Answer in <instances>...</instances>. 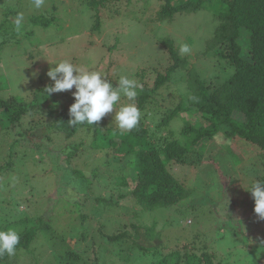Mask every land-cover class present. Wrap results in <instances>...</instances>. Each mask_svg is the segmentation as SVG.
I'll list each match as a JSON object with an SVG mask.
<instances>
[{"label":"rangeland","instance_id":"374dc122","mask_svg":"<svg viewBox=\"0 0 264 264\" xmlns=\"http://www.w3.org/2000/svg\"><path fill=\"white\" fill-rule=\"evenodd\" d=\"M210 1L212 0H208ZM165 3L164 0H132L131 5L111 4L102 12L100 29L93 30L95 18H90L89 12L80 8L79 0H45V6L40 10L33 7L32 0H1L0 30L12 33L9 28H14L16 15L11 14L7 19L4 14L6 8L11 7L14 13H23V29L28 25L27 29L31 31L28 37L8 35L10 41L3 47L0 75L8 83V87L3 86L5 94L9 96L10 91H13L16 95H22L47 84L52 85L54 82L47 76V72L62 60H69L79 68L100 72L104 78L111 77L115 80L114 84L118 82L120 75L127 74L138 85L143 80L152 88L158 73L164 74L167 66L173 62L169 48L162 43L169 41L178 49L179 55L187 60V66L183 79L179 76L171 79L154 96L158 101L159 111L149 117L147 125L152 136H159L157 125L163 112L168 107H173L175 100H179L180 92H187L182 84H185L184 79L188 77V73L196 70L204 77L212 76V79L214 74L221 71L216 59H213V52L208 49L218 27L221 7L214 2L208 3L205 9L180 13L171 21L163 23L159 21L157 13ZM40 15L53 17L51 25L31 26L29 17ZM5 20L7 22L3 25ZM118 37L121 38L119 43L116 42ZM183 43L190 46L189 53H180V45ZM72 91L75 88L59 94L58 99L64 110L72 104L66 103L69 100L64 99L72 96ZM121 104L119 101V105ZM118 110L114 108L112 113L106 114L105 121L115 123L113 117ZM182 116L186 117L187 114ZM235 117L243 119L240 114ZM183 122L184 118L180 117L170 125L169 130L174 138H179ZM85 137L79 132L71 140L85 141V144L90 142L88 139L84 140ZM15 139L7 133L0 134V225L6 224L10 218L14 219L21 222L16 228L19 232L42 216L48 205L54 204L47 201L48 197L55 195L56 182L49 173L47 163L33 160L23 151L17 154L18 151H13L14 149L9 150ZM48 144L49 149L54 148L58 144L62 145L63 140L54 146ZM207 145L201 147V163H173L170 166L172 175L189 191L188 198L177 207L159 208L140 217L137 213L140 207L128 198L127 201L119 202L113 211L105 210L99 217L100 213L94 211V207L98 205L95 197H106L108 193H114L117 199L118 193L97 187L95 183L92 198L87 199L83 194L78 196L80 211L87 218L82 223L79 215L74 213V223L76 227L83 225L88 237L87 241L80 242V251L85 249L84 257L76 264H150L151 258L133 256L135 248H131L130 242L118 247L108 245L103 250L102 246H107L103 240L104 235L114 234L123 228L130 230L132 223L141 225L140 234L146 224L155 223V229L162 231L163 236L150 245L162 248L165 254L180 250L181 264H186V255L193 252V246H196L197 252L202 250L210 255L214 263L223 260L225 264H264V219L254 212V200L247 190L252 182L243 168L255 161L253 157L258 151L239 138L227 141L218 136ZM226 148L240 156L243 165H233ZM34 157L37 158V155ZM195 157L198 158V154ZM92 161L96 162L94 158ZM75 164L89 172L91 159L86 160L83 156L76 159ZM116 166V163L110 166L103 164L101 169L108 173L109 170L114 171ZM125 168V160L121 159L119 170L115 174H127ZM110 181L115 182L112 179ZM128 182L134 187L135 183L131 178ZM65 214L70 216L68 211ZM53 218V232H39L30 251L21 253L9 264H59L61 254L79 251V248H65L68 229L61 226L59 221L64 217L59 215ZM228 222L233 226L232 235L226 229L225 224ZM10 225L9 223L3 227ZM168 225H171L170 228ZM137 241L148 246L144 238ZM62 242L64 243L61 245ZM71 244L73 245L72 241ZM96 254L103 260H94Z\"/></svg>","mask_w":264,"mask_h":264},{"label":"trees","instance_id":"16d2710c","mask_svg":"<svg viewBox=\"0 0 264 264\" xmlns=\"http://www.w3.org/2000/svg\"><path fill=\"white\" fill-rule=\"evenodd\" d=\"M164 1L165 5L161 6L157 13L159 21L163 23L171 21L177 14L205 9L208 3L214 2L221 7L218 27L208 45L221 71L214 74L212 79V76L204 77L196 70L188 73V77L184 79L185 84H182L187 92H180L179 100H175L173 107L170 106L163 112L157 125L159 136H152L147 125L149 117L159 111V104L154 96L171 79L178 76L183 79L187 66V60L179 55L178 49L169 41L162 43L169 48L173 62L167 66L164 74L158 73L154 86L150 88L148 83L141 80L139 85L142 88H137L135 101L121 97L122 104L135 103L141 111L140 122L131 131L121 132L115 123L105 121V117L93 126H69L70 106L66 110L62 109V102L58 99L59 94L62 95L63 92L49 95L44 91L46 87L51 86L47 84L22 95L10 91L7 96L3 86L8 87V83L6 78L0 75V134L7 133L8 136L16 138L10 144L9 150L14 149L13 151H18L17 154L23 151L33 160L47 163L49 173L56 182L55 195L48 197L47 201L54 204L48 205L43 215L31 226L19 230L20 243L15 255L0 257V264H9L21 253L30 251V246L39 232L52 233L53 217L59 215L64 217L59 220L60 225L68 229V241L62 242L61 245L64 243L65 248H79L76 253L61 254L59 264H76L83 259L85 249L80 251L79 245L80 242L87 241L88 236L83 230V225L75 226L73 215L77 213L82 223L86 220V214L80 211L81 205L77 197L83 194L87 199L92 198L95 183L97 187L118 193L117 199L114 193H108L106 197H95L98 205L94 207V211L100 213L99 217L105 210L113 211L119 202L127 201L128 198L140 207L139 211L137 210L140 217L159 208L177 207L188 198L189 191L172 175L171 164L201 163V147H207V143L218 136L227 141L239 138L254 146L258 153L253 157L254 162L243 167L244 173L252 183L254 180L264 181V0ZM115 3L131 5L132 0H79L80 8L87 10L90 18H95L93 30L100 29L103 10ZM14 12L10 7L6 8L4 14L8 19L9 15H16ZM52 21L53 17L47 18L44 15L29 17L31 26L48 27ZM6 22L7 20L3 25ZM25 27L20 33L14 31V28H9L12 33L0 30V55L3 47L10 41L8 35L30 36L28 25ZM120 39L118 37L116 42L119 43ZM105 79L115 85L113 78ZM71 97L73 96L64 97L69 100L66 103H74ZM190 97H196L197 100ZM121 105L118 102L114 108L119 109ZM184 113L187 114L186 117L182 116ZM236 114H240L243 119H237ZM180 117L184 118V122L179 138H174L169 128L172 122ZM79 132L86 136L84 140L88 139L90 142L85 144V141L71 140ZM62 140V145H56ZM48 143L56 147L49 149ZM226 152L233 165H243L240 156L234 154L230 148H226ZM96 154L98 156H95ZM195 154H198V158ZM83 156L86 160L91 159L89 172L75 164L76 159ZM92 158L96 162H93ZM121 159L125 160L127 174L118 176L115 173L119 170ZM113 163L117 164L114 171H102L103 164L110 166ZM129 178L134 181V187L130 186ZM110 179L115 182L112 183ZM64 210L65 213L68 211L70 216H66ZM13 221L14 219L10 218L6 224L0 225V228H7L3 225L9 223L10 227L17 228L21 223ZM155 225L146 224L140 234L141 225L132 223L130 230L123 228L114 234L104 235L103 240L107 246H102L103 250H106L108 245L118 247L130 242L131 248L138 250L133 249V256L151 258L150 264H181L180 250L165 254L162 248L150 245L163 236V232L156 230ZM225 225L227 232L232 235L233 226L229 222ZM170 226L168 225L169 228ZM140 238H144L148 246L139 244L137 240ZM195 248L196 246H193V252L186 255V264H225L223 260L214 263L210 255L202 250L197 252ZM94 260L103 259L96 254Z\"/></svg>","mask_w":264,"mask_h":264},{"label":"clouds","instance_id":"9594fccd","mask_svg":"<svg viewBox=\"0 0 264 264\" xmlns=\"http://www.w3.org/2000/svg\"><path fill=\"white\" fill-rule=\"evenodd\" d=\"M32 5L36 10H40L45 6V0H32ZM24 20L23 13L17 12L14 19V31L22 32ZM179 51L181 54L189 53L190 46L183 43ZM47 76L54 82L44 89L49 95L75 88V91H72L74 103L69 107L68 125L72 127L84 124L93 126L106 114L113 112L114 105L121 100L122 96L129 101H135L138 95L137 88H142L127 74L120 75L118 82L113 85L100 72L79 68L69 60H62L55 64V67L48 70ZM190 98L197 100L196 97ZM140 118L141 111L136 104L126 103L115 112L113 121L116 127L124 132L136 128ZM247 190L254 200L255 214L264 219V181L254 180ZM19 243L20 234L16 228H0V257L14 256Z\"/></svg>","mask_w":264,"mask_h":264}]
</instances>
